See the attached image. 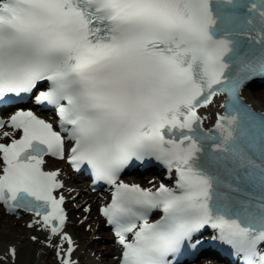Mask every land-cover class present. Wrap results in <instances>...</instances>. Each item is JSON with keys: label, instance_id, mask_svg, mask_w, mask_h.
<instances>
[{"label": "snow or ice", "instance_id": "snow-or-ice-1", "mask_svg": "<svg viewBox=\"0 0 264 264\" xmlns=\"http://www.w3.org/2000/svg\"><path fill=\"white\" fill-rule=\"evenodd\" d=\"M256 78L264 0H0V104L50 105L59 128L31 109L0 118V204L33 213L27 227L48 234L40 243L78 264L60 171L43 167L46 155L65 158L67 139L72 166L112 189L100 212L121 246L117 264L215 255L207 228L243 264H264V112L242 96ZM222 94L224 111L205 128L199 110ZM134 160L158 162L172 185L126 183ZM17 254L9 245L0 264Z\"/></svg>", "mask_w": 264, "mask_h": 264}, {"label": "bare ground", "instance_id": "bare-ground-1", "mask_svg": "<svg viewBox=\"0 0 264 264\" xmlns=\"http://www.w3.org/2000/svg\"><path fill=\"white\" fill-rule=\"evenodd\" d=\"M260 86L256 88L248 85L242 94L254 106L264 108V84ZM218 104L219 97L217 96L210 105L202 109L204 116L207 117L206 121L211 120L213 113L217 111ZM47 167L59 169V179L64 183V187L56 192L65 196L64 206L71 216L70 220L66 221L64 230L78 246L73 258L76 257L79 262L83 261V264H116L112 257L116 252L114 240L105 230V225L97 210L96 212L94 210L96 203L102 201L103 193L91 192L89 187L82 182L81 176L75 175L64 161L51 160ZM134 178L150 184L162 179L158 173L142 177L137 174L131 175L130 179ZM83 199L89 202L87 205L89 210L85 211L81 208L76 210V204L82 202ZM77 212H80V216L74 217ZM33 218V214L27 213H22L19 217L10 216L0 206V253H3L9 245H14L18 250L15 264H59L55 257V250L40 243L45 240L47 232L27 227ZM33 235L38 237V241L33 242L30 239ZM205 260H210L211 264H225L217 253L209 257L202 256L195 261V264H205Z\"/></svg>", "mask_w": 264, "mask_h": 264}, {"label": "rangeland", "instance_id": "rangeland-1", "mask_svg": "<svg viewBox=\"0 0 264 264\" xmlns=\"http://www.w3.org/2000/svg\"><path fill=\"white\" fill-rule=\"evenodd\" d=\"M257 88V87H256ZM86 184V183H85ZM77 202V201H76ZM95 210V212H96V209H94ZM80 213V212H79ZM99 256V255H98ZM83 264V263H82Z\"/></svg>", "mask_w": 264, "mask_h": 264}]
</instances>
